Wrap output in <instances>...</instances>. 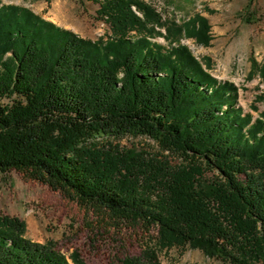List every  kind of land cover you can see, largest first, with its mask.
I'll use <instances>...</instances> for the list:
<instances>
[{"label":"trees","instance_id":"1","mask_svg":"<svg viewBox=\"0 0 264 264\" xmlns=\"http://www.w3.org/2000/svg\"><path fill=\"white\" fill-rule=\"evenodd\" d=\"M88 1L110 25L107 40L0 2V173L28 174L97 211L101 224L157 229L119 264H162L173 249L264 264V114H246L235 83L174 45L184 32L208 46V20L168 32L164 47L154 41L158 17L139 0ZM257 72L264 84V67ZM138 137L168 156L113 144ZM26 232L0 215V264H71Z\"/></svg>","mask_w":264,"mask_h":264},{"label":"rangeland","instance_id":"2","mask_svg":"<svg viewBox=\"0 0 264 264\" xmlns=\"http://www.w3.org/2000/svg\"><path fill=\"white\" fill-rule=\"evenodd\" d=\"M151 8L162 34L154 41L167 47L166 34L202 17L210 25V44L203 46L183 34L177 43L187 46L208 72L220 81H231L240 88V101L246 114L258 119L264 114V84L257 72L264 67V0H139ZM32 10L44 19L76 35L97 41L111 36L110 25L97 15L99 5L88 0H0ZM135 32L130 34L135 36ZM206 66V64H205ZM113 144L160 154L148 138H124ZM173 161V164H177ZM212 173L205 178L213 179ZM0 215L26 223L27 239L51 242L73 264L78 254L84 264H119L126 257L140 256L153 242L157 229L150 232L129 223H100L101 215L85 209L60 191H55L26 173H0ZM162 264H223L207 258L199 250L173 249L161 256Z\"/></svg>","mask_w":264,"mask_h":264}]
</instances>
